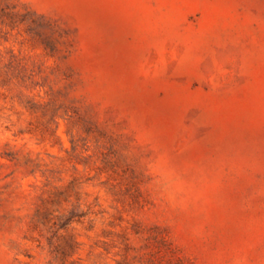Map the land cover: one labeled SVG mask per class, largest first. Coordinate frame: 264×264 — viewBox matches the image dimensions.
<instances>
[{
  "label": "rangeland",
  "instance_id": "rangeland-1",
  "mask_svg": "<svg viewBox=\"0 0 264 264\" xmlns=\"http://www.w3.org/2000/svg\"><path fill=\"white\" fill-rule=\"evenodd\" d=\"M0 264H264V0H0Z\"/></svg>",
  "mask_w": 264,
  "mask_h": 264
}]
</instances>
